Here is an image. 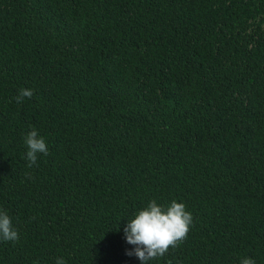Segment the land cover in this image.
<instances>
[{
  "label": "trees",
  "instance_id": "obj_1",
  "mask_svg": "<svg viewBox=\"0 0 264 264\" xmlns=\"http://www.w3.org/2000/svg\"><path fill=\"white\" fill-rule=\"evenodd\" d=\"M152 200L193 220L148 264H264V0H0V264H142Z\"/></svg>",
  "mask_w": 264,
  "mask_h": 264
},
{
  "label": "clouds",
  "instance_id": "obj_2",
  "mask_svg": "<svg viewBox=\"0 0 264 264\" xmlns=\"http://www.w3.org/2000/svg\"><path fill=\"white\" fill-rule=\"evenodd\" d=\"M33 95L32 89L22 88L14 99L17 103H21L24 98H31ZM25 144L27 146L25 158L29 162V167L37 163L38 154L45 156L49 154L44 138L35 128L25 136ZM192 220V214L186 210L182 202L173 200L165 207L156 200L150 201L125 225L126 242L135 246L133 250L126 251V254L135 255L142 264L163 257L170 248H175L187 238ZM18 239V230L14 227L12 218L6 211L0 210V240L17 241ZM33 264L38 262L34 261ZM56 264H65V261L63 258H58ZM241 264H255V261L245 258Z\"/></svg>",
  "mask_w": 264,
  "mask_h": 264
}]
</instances>
